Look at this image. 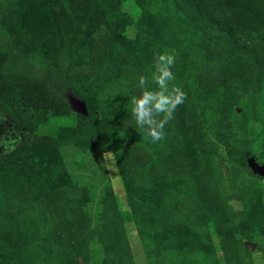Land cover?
<instances>
[{"label": "rangeland", "instance_id": "obj_1", "mask_svg": "<svg viewBox=\"0 0 264 264\" xmlns=\"http://www.w3.org/2000/svg\"><path fill=\"white\" fill-rule=\"evenodd\" d=\"M164 51L186 98L153 143L131 97ZM252 163L264 0H0V264H264Z\"/></svg>", "mask_w": 264, "mask_h": 264}, {"label": "clouds", "instance_id": "obj_2", "mask_svg": "<svg viewBox=\"0 0 264 264\" xmlns=\"http://www.w3.org/2000/svg\"><path fill=\"white\" fill-rule=\"evenodd\" d=\"M152 79L156 89L146 87V77H138L140 94L131 97V115L134 118V129L144 131L151 142L155 143L164 138V126L173 117L177 105L184 102L186 93L183 89L171 84L175 80L172 66L175 57L167 51L160 52L154 57ZM133 128L132 125H129Z\"/></svg>", "mask_w": 264, "mask_h": 264}, {"label": "trees", "instance_id": "obj_3", "mask_svg": "<svg viewBox=\"0 0 264 264\" xmlns=\"http://www.w3.org/2000/svg\"><path fill=\"white\" fill-rule=\"evenodd\" d=\"M117 2L115 3H109V6L111 5V8L113 7H117ZM34 13H37V12H34ZM31 21H35V20H38L39 17L37 16H33V17H30ZM35 19V20H34ZM212 27H213V31H211L210 33H208L207 35V44H206V49L210 50V51H217L218 48H219V44L221 42V40L223 39V37L221 35H219V32H223L224 31V28H228V25L225 23H223V20L218 17V16H213L212 18ZM244 23V21L242 22ZM37 29L35 28L34 30H31L30 29V32H35ZM238 31V29H235L234 32L231 31V35L234 36L236 35L235 32ZM28 33H30L29 31H27ZM222 34V33H221ZM31 88V91L29 90V92H27V99L24 100V101H21L23 103V105L25 104H30V108H33V104L36 102L37 105H40V99H38V94L35 92V89L32 88V86L30 87ZM12 91L10 92V98L14 101L16 99V95H15V92L12 93ZM40 98V97H39ZM34 101V102H33ZM86 102V105H87V109H88V113L91 111V106L88 102V100H85ZM150 210H147V213H149Z\"/></svg>", "mask_w": 264, "mask_h": 264}, {"label": "water", "instance_id": "obj_4", "mask_svg": "<svg viewBox=\"0 0 264 264\" xmlns=\"http://www.w3.org/2000/svg\"><path fill=\"white\" fill-rule=\"evenodd\" d=\"M68 98L73 108L83 114H88L87 105L84 99H81L73 94H69ZM251 167L254 172L264 176V164L260 165L257 163H252Z\"/></svg>", "mask_w": 264, "mask_h": 264}]
</instances>
